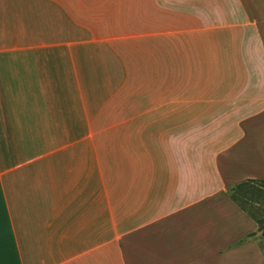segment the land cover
<instances>
[{"label": "crops", "instance_id": "0c3cea01", "mask_svg": "<svg viewBox=\"0 0 264 264\" xmlns=\"http://www.w3.org/2000/svg\"><path fill=\"white\" fill-rule=\"evenodd\" d=\"M66 38L138 55L107 108L68 115ZM259 165L264 0H0V264H264Z\"/></svg>", "mask_w": 264, "mask_h": 264}, {"label": "rangeland", "instance_id": "374dc122", "mask_svg": "<svg viewBox=\"0 0 264 264\" xmlns=\"http://www.w3.org/2000/svg\"><path fill=\"white\" fill-rule=\"evenodd\" d=\"M51 40L54 41V39ZM65 40L66 51L57 50L58 52L53 54L41 55V58H48L50 65H56L55 63L58 62L65 64V72H67L68 78V115H70V100L73 99L76 88L78 99V78H81L82 82L83 112L85 113L89 110L95 111V109L107 108L108 104L102 107L105 104L107 92L111 89L108 85L106 86V79L112 77L108 73L116 70L114 65H117V62H129L135 67L132 71V77L137 76L138 55L132 53L122 55L110 53V49H113L112 47L95 45L92 43L94 42L92 39L66 38ZM104 42L101 43L105 44ZM61 67H64V65ZM100 150L103 155L106 153V149ZM256 169L262 172L264 166H256ZM242 185L239 192L235 195V200L238 204L247 208L254 220L259 223L260 247L264 252V184L259 182V180H253L252 182H243Z\"/></svg>", "mask_w": 264, "mask_h": 264}, {"label": "trees", "instance_id": "16d2710c", "mask_svg": "<svg viewBox=\"0 0 264 264\" xmlns=\"http://www.w3.org/2000/svg\"><path fill=\"white\" fill-rule=\"evenodd\" d=\"M259 182H261V183H263V184H264V179H261V180H259ZM238 186H239V185H238ZM240 186H241V185H240ZM240 186H239V187H240ZM233 197H234V199H236V198H235V194H234V196H233ZM263 233H264V232H263Z\"/></svg>", "mask_w": 264, "mask_h": 264}]
</instances>
